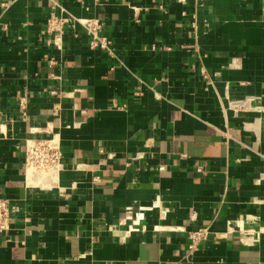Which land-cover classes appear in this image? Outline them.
I'll return each instance as SVG.
<instances>
[{
    "label": "crops",
    "instance_id": "crops-1",
    "mask_svg": "<svg viewBox=\"0 0 264 264\" xmlns=\"http://www.w3.org/2000/svg\"><path fill=\"white\" fill-rule=\"evenodd\" d=\"M51 135L63 168L28 183ZM0 197V264H264V0H0Z\"/></svg>",
    "mask_w": 264,
    "mask_h": 264
},
{
    "label": "built area",
    "instance_id": "built-area-1",
    "mask_svg": "<svg viewBox=\"0 0 264 264\" xmlns=\"http://www.w3.org/2000/svg\"><path fill=\"white\" fill-rule=\"evenodd\" d=\"M77 20L82 25L86 35L88 36L90 47H99L110 51L111 40L100 33V23L98 19L78 18ZM65 23L66 22L59 15H52L47 19L46 33L49 35V42L55 44L59 50L63 47ZM49 92L51 94H56L57 90L51 89ZM227 99L228 106L232 109L242 108L236 104L241 99L230 100L228 97ZM19 104L22 109L26 107L24 98L20 99ZM225 132L228 137L230 133L227 131ZM24 165L25 171L30 168L36 173H49L52 174V176L45 177L44 179L48 180V182L55 180L59 171L63 168L62 151L59 140L56 136L51 135L47 138L28 139L25 143ZM151 168L163 170L164 166L156 165L151 166ZM198 170L200 171V168ZM93 180L98 181V177L95 176ZM17 212L18 208L12 206L9 199L0 197V234L10 228L12 216ZM132 222H134V220H132ZM133 224L138 223L134 222ZM207 233L208 229L206 227H198L188 231V249L190 251L193 250L198 242L205 238Z\"/></svg>",
    "mask_w": 264,
    "mask_h": 264
},
{
    "label": "bare ground",
    "instance_id": "bare-ground-1",
    "mask_svg": "<svg viewBox=\"0 0 264 264\" xmlns=\"http://www.w3.org/2000/svg\"><path fill=\"white\" fill-rule=\"evenodd\" d=\"M34 174H37L34 170H32V169H30V168H28V169L26 170L25 175H26V178H27L26 180H27L28 183H34V181H35V179H36V178H34ZM42 176L45 178V177L52 176V174H49V173H43Z\"/></svg>",
    "mask_w": 264,
    "mask_h": 264
},
{
    "label": "rangeland",
    "instance_id": "rangeland-1",
    "mask_svg": "<svg viewBox=\"0 0 264 264\" xmlns=\"http://www.w3.org/2000/svg\"><path fill=\"white\" fill-rule=\"evenodd\" d=\"M37 174H38L37 176L39 177V179H42L41 177H43V176H42L43 173H42V172H39V173H37ZM36 178H37V177H36Z\"/></svg>",
    "mask_w": 264,
    "mask_h": 264
}]
</instances>
